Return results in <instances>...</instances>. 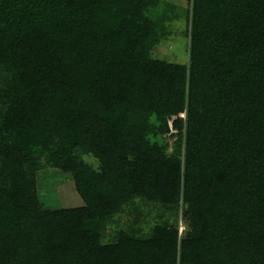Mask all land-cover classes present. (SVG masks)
<instances>
[{
	"label": "trees",
	"instance_id": "obj_1",
	"mask_svg": "<svg viewBox=\"0 0 264 264\" xmlns=\"http://www.w3.org/2000/svg\"><path fill=\"white\" fill-rule=\"evenodd\" d=\"M189 2L182 62L146 0H0V264H264V0ZM45 167L83 203L47 206ZM136 198L186 229L103 238Z\"/></svg>",
	"mask_w": 264,
	"mask_h": 264
},
{
	"label": "rangeland",
	"instance_id": "obj_2",
	"mask_svg": "<svg viewBox=\"0 0 264 264\" xmlns=\"http://www.w3.org/2000/svg\"><path fill=\"white\" fill-rule=\"evenodd\" d=\"M147 14L155 21L156 38L149 41V52L153 56L165 57L175 61H187L189 35L187 30V9L189 0H146ZM172 118L168 119L171 136L168 151L173 150L183 136L175 134L171 126ZM176 143V144H175ZM84 157L95 162L89 154ZM39 193L47 206H68L83 203L75 189L74 182L68 174L58 173L51 167L43 168L38 175ZM176 223L180 232L186 229V220L183 215L181 201L165 203L158 199L145 200L136 198L124 204L122 210L108 218L103 230V238L113 239L119 229H124L137 236L146 237L153 229L154 224ZM70 264H74L70 262Z\"/></svg>",
	"mask_w": 264,
	"mask_h": 264
},
{
	"label": "built area",
	"instance_id": "obj_3",
	"mask_svg": "<svg viewBox=\"0 0 264 264\" xmlns=\"http://www.w3.org/2000/svg\"><path fill=\"white\" fill-rule=\"evenodd\" d=\"M181 115H183V113H181ZM181 230V229H180Z\"/></svg>",
	"mask_w": 264,
	"mask_h": 264
}]
</instances>
